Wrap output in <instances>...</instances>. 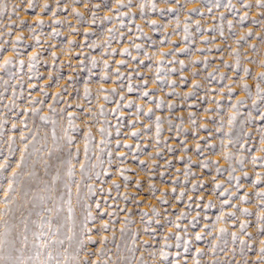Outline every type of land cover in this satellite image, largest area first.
<instances>
[{
  "label": "rangeland",
  "instance_id": "1",
  "mask_svg": "<svg viewBox=\"0 0 264 264\" xmlns=\"http://www.w3.org/2000/svg\"><path fill=\"white\" fill-rule=\"evenodd\" d=\"M9 57L16 256L43 233L60 264H264V0H0Z\"/></svg>",
  "mask_w": 264,
  "mask_h": 264
},
{
  "label": "snow or ice",
  "instance_id": "2",
  "mask_svg": "<svg viewBox=\"0 0 264 264\" xmlns=\"http://www.w3.org/2000/svg\"><path fill=\"white\" fill-rule=\"evenodd\" d=\"M257 2L260 3L261 0H257ZM28 7L31 8L33 7V5L29 3ZM45 7H47V5H45ZM169 11H171V9H169ZM193 11H195V9H193ZM11 62H12L11 57L6 58L3 61V64H0V68L4 67V65L10 64ZM121 63H123V61H121ZM244 71L247 73L249 70L244 69ZM258 75L260 76L261 79H264V72H261ZM143 95L147 96L148 94L145 92ZM105 99H107V97H105ZM157 106L159 107V104H157ZM132 135H135V133H132ZM9 187L11 189V185ZM217 187H219V185H217ZM103 227L107 228V224L103 225ZM241 227H243V225H241ZM220 231H223V229H221ZM34 235L36 237V242L33 244V247L36 249V253H35L36 259L39 260V258L44 254L45 251L48 252L47 258L41 261L40 264H51V261L54 258L56 259L57 264H60L59 253H56V256L54 257L53 253L51 251H48V249L51 246V242L39 243L41 237L43 236V233L40 234L34 233ZM177 239H179V237H177ZM196 239L199 240L201 239V237L197 235ZM23 243L25 246L27 245L28 243L27 236L23 238ZM15 244L16 241L14 239H10L8 233H0V264H26L25 260L21 259L19 256H16V253L21 251V249L16 248ZM261 251L264 252V248H262ZM164 259H167L166 254H164ZM32 260L33 257L29 256L27 258L28 264H31Z\"/></svg>",
  "mask_w": 264,
  "mask_h": 264
}]
</instances>
